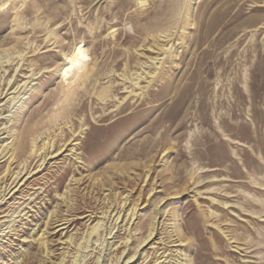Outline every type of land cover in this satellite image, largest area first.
<instances>
[{
    "label": "rangeland",
    "instance_id": "rangeland-1",
    "mask_svg": "<svg viewBox=\"0 0 264 264\" xmlns=\"http://www.w3.org/2000/svg\"><path fill=\"white\" fill-rule=\"evenodd\" d=\"M20 1L0 264H264V0Z\"/></svg>",
    "mask_w": 264,
    "mask_h": 264
},
{
    "label": "bare ground",
    "instance_id": "bare-ground-1",
    "mask_svg": "<svg viewBox=\"0 0 264 264\" xmlns=\"http://www.w3.org/2000/svg\"><path fill=\"white\" fill-rule=\"evenodd\" d=\"M12 1H15V2H18L16 0H12ZM23 1V0H22ZM21 2V1H20ZM18 2V3H20ZM22 4V3H21ZM23 6V5H22ZM81 53L80 52H77V53H73L72 54V62H74L75 64H77L79 62V60L81 59ZM74 66L75 65H71V64H63L62 67H60L58 70H57V74H59L60 76V79L62 80L63 84H66L68 85L69 83H71V79L73 77V72H74ZM142 78V77H141ZM137 80V79H136ZM135 85L137 83H134ZM62 86V85H61ZM7 88V87H6ZM18 88V87H17ZM15 88V89H17ZM17 91V90H16ZM14 93V92H13ZM19 92L17 91L15 94H18ZM19 98V97H18ZM10 102H14V98H11L10 99ZM46 147V149H49L50 147H52V145L50 143H43V148ZM44 150V149H43ZM47 152V151H46ZM57 155V154H56ZM20 174V172H18V175ZM17 175V177H18ZM16 177V178H17ZM23 180H24V177H23ZM21 182V180H20ZM132 214V213H131ZM119 219V217L117 218V220ZM122 221V220H121ZM98 224V223H97ZM96 224V225H97ZM59 226V225H58ZM96 227V226H94ZM151 233V232H150ZM150 235V234H149ZM152 235V234H151ZM148 238V237H147Z\"/></svg>",
    "mask_w": 264,
    "mask_h": 264
}]
</instances>
